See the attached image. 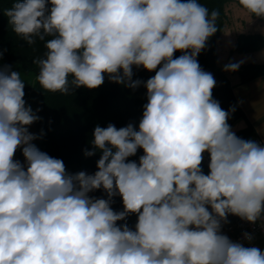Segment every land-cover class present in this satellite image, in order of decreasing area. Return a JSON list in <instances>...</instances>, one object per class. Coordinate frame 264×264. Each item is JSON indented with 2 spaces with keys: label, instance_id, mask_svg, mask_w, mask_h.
Here are the masks:
<instances>
[{
  "label": "clouds",
  "instance_id": "9594fccd",
  "mask_svg": "<svg viewBox=\"0 0 264 264\" xmlns=\"http://www.w3.org/2000/svg\"><path fill=\"white\" fill-rule=\"evenodd\" d=\"M238 3L264 18V0ZM5 15L27 45L44 42L33 64L45 91L95 89L107 75L143 83L147 103L138 130L97 125L85 155L102 153L98 170L69 174L32 143L39 117L21 73L0 67V264H264V251L221 232L229 214L251 223L264 215V144L232 131L235 109L213 99L216 81L197 60L218 31L217 10L198 0H14ZM133 66L155 75L133 80ZM138 149L139 162L129 161ZM101 189L107 198L89 195ZM130 214L134 230L117 224Z\"/></svg>",
  "mask_w": 264,
  "mask_h": 264
},
{
  "label": "trees",
  "instance_id": "16d2710c",
  "mask_svg": "<svg viewBox=\"0 0 264 264\" xmlns=\"http://www.w3.org/2000/svg\"><path fill=\"white\" fill-rule=\"evenodd\" d=\"M231 0H198L211 12L213 9L219 12L217 20L218 31L209 38L206 47L197 56L200 67L213 75L216 85L212 90L213 99L218 101L221 108L230 113L228 124L235 134L246 140H253L255 131L247 120L239 102L234 94L233 82L229 71L217 68V41L221 36L228 18L227 4ZM14 0H0V67L11 66L14 71L21 73L25 81L24 100L26 106L39 117L36 122V146L49 156L63 160L67 173L76 174L84 171L94 174L98 169L97 161L101 156L100 151H95L93 156H86L85 151H93L94 128L115 125L118 129L129 123L138 130L139 122L143 114V106L147 103V89L143 83L136 89L123 84L111 82L105 75L104 83L95 88L86 87L71 88L69 94L53 93L45 91L36 80L38 66L33 60L42 57L45 51L44 42L37 40L36 44L29 46L15 34L9 23V17L5 15ZM238 3V0H236ZM239 5V3H238ZM50 7V5H49ZM256 17V16H255ZM263 19V18H262ZM47 39V38H46ZM264 45V34L241 33L237 37L234 50L243 52L255 51ZM183 53L177 51L174 58ZM159 67V66H158ZM158 70V69H157ZM239 75V82H246L264 74V63L250 62L241 64L235 71ZM155 75V71H147L143 67L133 66V80L146 82ZM71 79V77L69 78ZM245 121L246 125L235 128V124ZM21 152V149H18ZM143 149H138L135 156L129 161L139 162ZM207 175V170L204 166ZM97 198H107L101 189L89 194ZM111 207L114 211H122V199L119 196L113 198ZM127 225L134 230L137 218L135 214L127 216L125 221L117 224Z\"/></svg>",
  "mask_w": 264,
  "mask_h": 264
},
{
  "label": "rangeland",
  "instance_id": "374dc122",
  "mask_svg": "<svg viewBox=\"0 0 264 264\" xmlns=\"http://www.w3.org/2000/svg\"><path fill=\"white\" fill-rule=\"evenodd\" d=\"M228 18L224 30L217 41V68H223L226 64L232 62L237 63L241 62L245 59L238 55L239 51L234 50V47L237 43V37L241 33L247 34L248 32H260L264 34V18H259L255 16H251L247 13L236 0H231L227 4ZM261 51L260 55L264 56V45L255 50ZM249 52L250 57H258L259 52ZM262 53V54H261ZM264 58V57H263ZM245 62V61H244ZM238 75L236 74L232 77V80H236ZM242 126L241 122L235 124V128H240ZM28 130L30 133L36 136V122L32 123L28 126ZM32 143L36 146V139L32 141ZM37 147V146H36ZM14 159L21 162V164H25V158L21 152L17 149ZM202 171L204 172V165H201Z\"/></svg>",
  "mask_w": 264,
  "mask_h": 264
},
{
  "label": "crops",
  "instance_id": "0c3cea01",
  "mask_svg": "<svg viewBox=\"0 0 264 264\" xmlns=\"http://www.w3.org/2000/svg\"><path fill=\"white\" fill-rule=\"evenodd\" d=\"M248 33H260V32H248ZM254 52V51H250ZM259 52V56L262 58L258 57H250L247 54H250L249 52H239L238 56L243 57V63L241 64H247L250 62H255V63H264V56L260 55V50L255 51ZM262 54V53H261ZM245 61V62H244ZM220 69H224L220 68ZM238 75L237 72L230 73L229 78L234 86V94L239 102L247 120L251 123L254 131H255V137L253 141L259 143L260 141L262 144H264V74L253 78L251 80H248L246 82H239V75L236 80H232V77L235 75ZM242 126H245L246 123L245 121H241ZM241 126V127H242ZM206 172V171H204ZM206 175V174H205ZM209 211H211L209 207ZM229 216V215H228ZM135 217L137 218V215L135 214ZM221 232L224 235H228V233L221 228ZM259 245L261 247V250L264 251V236L261 237L259 240Z\"/></svg>",
  "mask_w": 264,
  "mask_h": 264
},
{
  "label": "built area",
  "instance_id": "2783aa9c",
  "mask_svg": "<svg viewBox=\"0 0 264 264\" xmlns=\"http://www.w3.org/2000/svg\"><path fill=\"white\" fill-rule=\"evenodd\" d=\"M262 144V142H259ZM204 159L202 161L203 165L209 173L208 165L210 163V156L207 152L203 154ZM221 228L224 229L228 235L229 239L233 242H238L243 244L245 247H257L261 250L259 245V240L264 236V215L258 219L255 223L248 222L238 216L231 215L227 217V222L221 221ZM250 234L252 240L249 241L245 239V234Z\"/></svg>",
  "mask_w": 264,
  "mask_h": 264
}]
</instances>
